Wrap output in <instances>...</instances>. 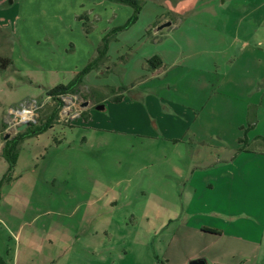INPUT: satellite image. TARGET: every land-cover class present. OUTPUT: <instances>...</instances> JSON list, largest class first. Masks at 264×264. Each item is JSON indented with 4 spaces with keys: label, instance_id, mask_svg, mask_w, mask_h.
Instances as JSON below:
<instances>
[{
    "label": "rangeland",
    "instance_id": "rangeland-1",
    "mask_svg": "<svg viewBox=\"0 0 264 264\" xmlns=\"http://www.w3.org/2000/svg\"><path fill=\"white\" fill-rule=\"evenodd\" d=\"M135 1L141 5L137 21L110 35L107 62L82 77L80 98L86 101L93 96L89 89H95V97L107 100L111 96L108 89H123L120 94L129 101L137 95L154 94L150 88L154 83L150 80L152 71L141 69V63L170 54L178 59L175 67H166L165 72L181 83L171 89L170 99L197 110L201 119H241L235 112L234 104L238 102L232 90L233 75L246 57L240 47L245 43L247 51L256 48L258 56L264 53V26L255 27L251 13L239 8L252 0H198L193 9L185 12L171 10V4L182 3L180 0ZM132 14L130 6L111 0H26L20 5L18 29L23 32L25 28L20 25L27 20L43 22L56 39V56L64 57L65 67L78 68V73L85 67L92 45L100 44ZM166 23L171 25L158 30ZM173 24L182 27L173 28ZM84 30L89 32L88 39ZM217 30L224 35L223 45L215 39ZM37 37L31 35L33 40ZM184 38H189L190 43L184 44ZM258 42L261 46H257ZM24 45L28 57L49 56L45 45L28 40ZM203 49L205 54L199 51ZM1 50L9 54V45ZM224 74L225 86L219 88ZM60 77L67 82L74 78H69L68 73ZM183 78L194 83L200 80L202 92L197 91L196 83L186 89ZM197 94L204 101L197 100ZM35 95L31 87L16 84L13 106ZM90 108H96V104L91 103ZM47 110L38 124L44 121ZM100 122L102 128H107L105 119ZM246 129L248 132V125ZM60 133V125L47 130L43 139L60 141L57 147L41 152L34 140L24 145L23 141L12 171L13 180L0 186V201L4 200L0 204V256L7 264H181L185 260L178 253L181 243H187L185 256L210 254L212 249L204 246L212 245L216 238L180 242V221H171L168 214L154 213L158 206L154 204L156 190L147 187L144 173L137 176L126 169L129 164L135 167L143 163L136 140L118 132L90 133L81 129L64 139ZM7 169L8 164L0 159V180ZM258 201L221 204L229 217L216 221L223 230L233 233L235 228L251 223L248 217L256 216L260 241L264 201ZM208 220L196 217L191 224ZM250 254L252 262L264 264V244ZM225 259L230 260V256Z\"/></svg>",
    "mask_w": 264,
    "mask_h": 264
},
{
    "label": "crops",
    "instance_id": "crops-1",
    "mask_svg": "<svg viewBox=\"0 0 264 264\" xmlns=\"http://www.w3.org/2000/svg\"><path fill=\"white\" fill-rule=\"evenodd\" d=\"M24 1L26 0H0V131L7 108L13 106L16 84L23 83L36 91L35 96L27 98H41L51 89L71 81L67 82L60 76L68 73L70 78L79 71L78 68H66L64 57L60 58L58 54L56 56L55 49L59 50L56 39L51 37V31L43 22H22L20 27L23 26L25 30H20V34V5ZM180 1L182 3L171 4V10L185 12L193 9V4L198 2ZM239 8L251 13L255 27L264 26V0H252V3L240 5ZM175 27L180 29L182 24H173V28ZM216 34L217 43L223 45V33L217 30ZM31 35L39 37L33 40ZM27 40L32 44L47 46L49 56L45 59L28 57L24 52V41ZM184 40V44L190 43L189 38ZM5 45H9V54L6 55L1 50ZM98 45H92V51L88 52L85 59V66L94 56ZM257 46H261V42ZM248 47L245 43L240 47V53L246 57L233 75L232 90L238 102L234 104V108L241 119H201L199 114L196 115L197 110L170 99L171 89L178 88L181 83L173 74L169 76L165 72L166 67H175L178 56L172 58L170 54H165L158 56L161 67L151 70L150 80L154 83L151 82L150 88L154 94L137 95L131 101L122 98L117 103L109 102L114 96H110L108 100L103 97L87 99L85 102L89 105L100 103L103 109L90 108L85 117L74 121L70 126L55 122L48 129L53 131L60 125L62 139L72 136L75 130L83 129L90 133L118 132L138 142V153L143 163L135 167L129 164L126 169L135 171L137 176L144 173L147 187L156 190L154 204L158 206L154 213L168 214L171 221H180L183 229L178 234L180 242L193 238H216L212 245L204 246V249H212L209 255L185 256L187 243H181V246H177L178 253L185 258L181 264L193 261L201 264H256L252 262L250 253H256L258 246L264 244V230L260 233L262 242L258 239L259 221L256 216L248 217L252 224L235 228L233 233L223 230L216 221V218L225 221V217H229L225 214L226 210L220 207L221 204L258 203L259 198L264 201V143L257 140L264 138V53L258 56L256 48L247 51ZM199 51L202 54L206 52L204 49ZM182 54L184 55L183 52ZM146 62L144 60L141 63V69H146ZM225 79L224 74L219 88L225 86ZM183 80L186 89H192L188 86L196 83L197 91L202 92L200 80L195 83ZM89 91L95 92V89ZM197 95V100L204 99L202 95ZM50 106L52 105H48ZM101 119L107 121V128H102ZM45 134L46 132L26 139L23 145L34 140L40 152L47 147H57L60 139H43ZM81 139L86 138L82 136ZM6 141L0 140V159H3L2 151ZM160 144L169 147L161 148ZM0 204L2 206L4 200ZM196 217L210 220L200 221L198 225L191 224ZM225 240L228 243H224ZM226 256H230V260H226Z\"/></svg>",
    "mask_w": 264,
    "mask_h": 264
},
{
    "label": "trees",
    "instance_id": "trees-1",
    "mask_svg": "<svg viewBox=\"0 0 264 264\" xmlns=\"http://www.w3.org/2000/svg\"><path fill=\"white\" fill-rule=\"evenodd\" d=\"M111 1L118 3V4L130 6L133 9L132 16L126 21L124 25L112 29L109 34L105 35L102 38L100 44L95 49L94 56L92 57V59L88 62V64L80 72L75 74L72 81H70L66 85H59L51 89L50 91L47 92L48 94L55 95L61 92H77V93L80 92L82 77L85 74L98 68L101 65H104L107 62L108 42H109L110 35L127 29L129 26H131L137 21L138 16L141 11L140 2L135 1V0H111ZM84 34H85V38L88 39L89 32L87 30H84ZM161 65H162L161 60L155 56L147 60L146 70H155L161 67ZM122 90L123 89H118V90L108 89L107 90V93L111 94V96H114L113 98H111L112 102L114 103L120 102V100L122 99V94H120V92ZM91 94L93 96H90L88 99L92 100L95 98V95L93 92H91ZM97 106H101L100 103H96V107ZM58 108H59L58 104H55L54 107L53 106L48 107L47 113L44 116L45 119L42 123L28 127L25 131L18 133L14 138H11L5 142V145L2 151V157L5 160V162L8 164V169L5 175L3 176L2 180H0V186L3 183H7L13 180L12 171L17 162L19 147L22 144V142L26 139L33 138V137H36L38 135L45 133L49 129V127L52 126L56 122ZM257 140L264 143V138H258ZM213 233L216 234L215 232ZM0 264H7L4 258L1 256H0Z\"/></svg>",
    "mask_w": 264,
    "mask_h": 264
},
{
    "label": "built area",
    "instance_id": "built-area-1",
    "mask_svg": "<svg viewBox=\"0 0 264 264\" xmlns=\"http://www.w3.org/2000/svg\"><path fill=\"white\" fill-rule=\"evenodd\" d=\"M80 92H61L55 95L46 94L41 98H25L18 104L10 106L5 112V117L0 131V140L3 142L6 135L8 140L14 138L19 132L18 127L26 125L27 128L37 125L42 112L48 105L58 104L56 123L71 125L81 119L88 106L80 98Z\"/></svg>",
    "mask_w": 264,
    "mask_h": 264
},
{
    "label": "water",
    "instance_id": "water-1",
    "mask_svg": "<svg viewBox=\"0 0 264 264\" xmlns=\"http://www.w3.org/2000/svg\"><path fill=\"white\" fill-rule=\"evenodd\" d=\"M168 26H170V23H166V24L162 25L161 27L158 28V30H161L162 28H164V27H168ZM88 105H89L88 103L85 104V106H88ZM96 109H97V110H101V109H103V106H97ZM26 129H27V126H26V125H22V126L18 127L17 131H18L19 133H21V132L25 131ZM8 138H9L8 135H6V136L4 137L5 140H8ZM189 264H201V263L198 262V261H193V262H191V263H189Z\"/></svg>",
    "mask_w": 264,
    "mask_h": 264
}]
</instances>
